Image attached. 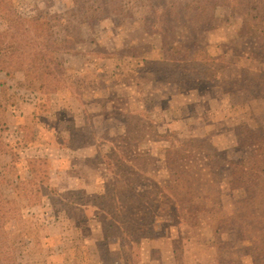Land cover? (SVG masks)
I'll return each instance as SVG.
<instances>
[{
  "label": "rangeland",
  "instance_id": "374dc122",
  "mask_svg": "<svg viewBox=\"0 0 264 264\" xmlns=\"http://www.w3.org/2000/svg\"><path fill=\"white\" fill-rule=\"evenodd\" d=\"M106 1L91 17L82 0H0L3 47L14 11L56 18L68 42L52 88L0 65V200L20 215L0 234L17 264H264L262 12Z\"/></svg>",
  "mask_w": 264,
  "mask_h": 264
},
{
  "label": "trees",
  "instance_id": "16d2710c",
  "mask_svg": "<svg viewBox=\"0 0 264 264\" xmlns=\"http://www.w3.org/2000/svg\"><path fill=\"white\" fill-rule=\"evenodd\" d=\"M82 4L77 5V10H82L91 17H95L99 12L108 10L104 9L108 6L106 0H82ZM252 1V0H250ZM91 2V4H89ZM215 0H200L196 11L199 10L200 14H208L212 10ZM255 7L262 12L264 16V0H254ZM175 6V3L172 4ZM41 13L32 16L28 20L20 16L14 11L10 15V23L8 26L9 46L3 47L0 40V65L6 68H14L25 73L38 74L43 72L45 83L41 85L42 88H52L56 83H59L60 76L58 73L61 71L62 65L56 60L53 54L58 50L60 45H65L68 42L57 41L56 32L54 28L58 26L56 18H50L53 25L44 22L45 16L41 17ZM56 17V16H53ZM200 21V20H198ZM49 24V30H42L41 25ZM66 39L73 40L72 34L67 32ZM2 37V33L0 34ZM260 38H264V32L260 34ZM68 40V41H69ZM7 53V55L5 54ZM193 61V60H190ZM158 64L161 66H168L170 60L164 59ZM3 66H0V69ZM169 81L170 78L165 79ZM258 158H261L259 156ZM263 162V161H262ZM5 201V200H4ZM10 201L3 202L0 200V230L4 229L6 223L14 218L20 216L19 212L14 211L16 208L9 209L7 204ZM8 238L5 233L0 234V264H17V257L15 256L14 249L11 248Z\"/></svg>",
  "mask_w": 264,
  "mask_h": 264
}]
</instances>
